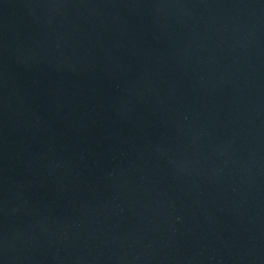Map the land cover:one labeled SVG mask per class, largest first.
Masks as SVG:
<instances>
[{
    "label": "water",
    "instance_id": "1",
    "mask_svg": "<svg viewBox=\"0 0 264 264\" xmlns=\"http://www.w3.org/2000/svg\"><path fill=\"white\" fill-rule=\"evenodd\" d=\"M0 264H264V0H0Z\"/></svg>",
    "mask_w": 264,
    "mask_h": 264
}]
</instances>
